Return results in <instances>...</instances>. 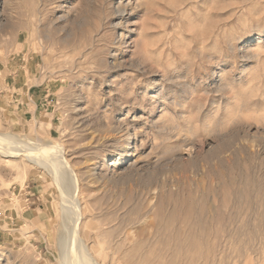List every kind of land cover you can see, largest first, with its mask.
Listing matches in <instances>:
<instances>
[{"label": "rangeland", "instance_id": "374dc122", "mask_svg": "<svg viewBox=\"0 0 264 264\" xmlns=\"http://www.w3.org/2000/svg\"><path fill=\"white\" fill-rule=\"evenodd\" d=\"M0 133L59 146L98 264H264V0H0ZM16 164L0 264H63Z\"/></svg>", "mask_w": 264, "mask_h": 264}, {"label": "bare ground", "instance_id": "6f19581e", "mask_svg": "<svg viewBox=\"0 0 264 264\" xmlns=\"http://www.w3.org/2000/svg\"><path fill=\"white\" fill-rule=\"evenodd\" d=\"M0 156L19 159L22 165L15 166L16 169L22 167L20 175L28 165H31L44 169L55 181L60 193L63 215L58 245L62 255L61 263L98 264L87 249L89 245L86 240L93 225L83 223L84 212L79 198L78 179L63 158L59 146L45 144L39 138L22 140L14 134L0 133ZM15 205H18L17 202ZM22 231L24 234L29 233L23 229Z\"/></svg>", "mask_w": 264, "mask_h": 264}]
</instances>
